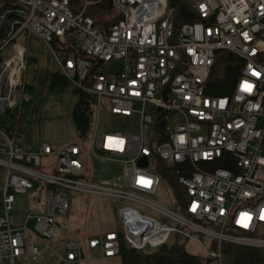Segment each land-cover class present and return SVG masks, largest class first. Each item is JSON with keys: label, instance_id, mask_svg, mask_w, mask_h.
<instances>
[{"label": "built area", "instance_id": "1", "mask_svg": "<svg viewBox=\"0 0 264 264\" xmlns=\"http://www.w3.org/2000/svg\"><path fill=\"white\" fill-rule=\"evenodd\" d=\"M191 1L201 19L175 32L169 0H0V167L7 171L0 264H22L47 250L54 264H85L87 247L104 258L118 255L116 230L86 244L63 237L59 217L69 212L72 193L121 201L123 232L136 249L157 248L172 236L202 242L206 235L213 239L211 247L202 242L209 264H222L226 242L264 248V0ZM33 35L70 83L95 98L89 152L82 140L59 150L42 144L26 152L19 145L31 101L25 74ZM221 50L244 62L231 95L206 89ZM112 61L118 68L108 73ZM105 105L113 115H139L140 131L102 128ZM52 154L58 159L44 165ZM154 155L182 166L180 210L151 198L164 174L151 166ZM144 157L147 165L140 164ZM115 165L119 173L107 174ZM18 194L40 198L15 225Z\"/></svg>", "mask_w": 264, "mask_h": 264}, {"label": "rangeland", "instance_id": "2", "mask_svg": "<svg viewBox=\"0 0 264 264\" xmlns=\"http://www.w3.org/2000/svg\"><path fill=\"white\" fill-rule=\"evenodd\" d=\"M28 69L25 74V87L31 96V101L27 103V113L25 114L26 126L22 129V137L19 138V145L26 151H35L42 144H48L53 150H59L65 145L79 142L81 138L76 130L75 123L72 118V110L78 99V92L72 84L66 88L51 87L49 74L59 72V65L55 57L51 53L46 43L37 36H31L28 41ZM118 61L107 63L104 68L108 73L114 72L118 68ZM20 92H18V96ZM147 113L156 118L157 111L154 106L146 107ZM94 122H97V113H94ZM99 124L102 128L109 132H122L124 134L135 133L140 131V117L133 115L123 117L113 115L110 109L105 105L99 116ZM83 146L90 150L91 135L81 138ZM158 146V142L155 143ZM91 169L94 164L90 154L87 156ZM58 159V155H48L44 157L43 164H53ZM164 163L159 162L154 155L151 158V166L155 169L163 167ZM171 173L178 177L176 172L182 170L181 164L175 162H167ZM101 166H98L100 169ZM119 167H108L107 174L112 172L119 173ZM7 171L0 167V219L5 215L3 191ZM180 194L181 191L172 183L169 177L162 175L161 183L157 192L151 196L152 200L165 208L172 210H180ZM40 195L32 197L30 194H18L16 212L11 214V221L15 224H21L25 218L26 211L36 204ZM121 202V201H120ZM117 199L103 195H86L80 193H72L71 207L69 212L59 217L63 228L64 238H75L85 244L88 239L100 233H106L110 230H118L122 227L118 214L119 203ZM123 203H130L124 201ZM145 212L153 215H160L158 211L147 208ZM260 229L259 234H262ZM176 241L172 236L168 243ZM187 251L206 256V252L202 242L211 247L213 243L212 237L202 235L201 241L183 238L179 240ZM27 242H34L29 241ZM52 246L63 251L60 243L51 241ZM86 248L85 264H105L103 260L96 257L97 253H93ZM55 254L52 250L45 251L41 256L24 257L22 264H54ZM232 256L224 252L222 264H232ZM106 264H122L120 256L109 258Z\"/></svg>", "mask_w": 264, "mask_h": 264}, {"label": "trees", "instance_id": "3", "mask_svg": "<svg viewBox=\"0 0 264 264\" xmlns=\"http://www.w3.org/2000/svg\"><path fill=\"white\" fill-rule=\"evenodd\" d=\"M169 7L173 10L175 28L178 32L184 23H193L201 18L196 12L191 0H169ZM244 62L238 55L221 50L220 57L217 60L215 71L207 85V92L212 95H231L236 83L240 77ZM49 81L51 87L66 88L70 83L67 77L61 72L50 73ZM79 96L72 110V118L76 130L81 138L91 133L94 122V104L93 95L75 87ZM79 140H82V139ZM162 171L164 175L170 178L177 187V179L163 162ZM218 166L227 167L224 163L218 162ZM184 197L180 194V200ZM120 238V251L122 264H209L211 259L191 253L185 246L176 240L173 243H165L153 249H136L131 246L124 235L123 228L116 230ZM224 252L229 253L232 258V264H264V248L239 245L235 243H224Z\"/></svg>", "mask_w": 264, "mask_h": 264}, {"label": "crops", "instance_id": "4", "mask_svg": "<svg viewBox=\"0 0 264 264\" xmlns=\"http://www.w3.org/2000/svg\"><path fill=\"white\" fill-rule=\"evenodd\" d=\"M39 149V148H38ZM111 231V230H110ZM87 242V241H86ZM86 242H85V244H86ZM82 243V242H81ZM88 248V247H87ZM90 249V248H89ZM91 251H94L93 253H97V255H96V257L97 258H99V259H101V260H103L104 261V263L106 262L107 263V260L109 259V258H112V257H109V258H104L103 257V255H102V252L100 251V250H94V249H90ZM85 256H86V248H85ZM116 256H119V255H116ZM113 257H115V256H113ZM121 258V257H120ZM105 263V264H106Z\"/></svg>", "mask_w": 264, "mask_h": 264}, {"label": "water", "instance_id": "5", "mask_svg": "<svg viewBox=\"0 0 264 264\" xmlns=\"http://www.w3.org/2000/svg\"><path fill=\"white\" fill-rule=\"evenodd\" d=\"M147 161H148L147 157H144V158L140 161V164H141V165H147Z\"/></svg>", "mask_w": 264, "mask_h": 264}]
</instances>
